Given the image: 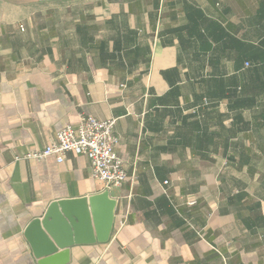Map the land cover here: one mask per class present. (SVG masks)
<instances>
[{
  "label": "crops",
  "instance_id": "1",
  "mask_svg": "<svg viewBox=\"0 0 264 264\" xmlns=\"http://www.w3.org/2000/svg\"><path fill=\"white\" fill-rule=\"evenodd\" d=\"M83 115L116 119L123 185L23 159ZM107 190L109 241L68 264H264V0H0V264H37L53 201Z\"/></svg>",
  "mask_w": 264,
  "mask_h": 264
},
{
  "label": "water",
  "instance_id": "2",
  "mask_svg": "<svg viewBox=\"0 0 264 264\" xmlns=\"http://www.w3.org/2000/svg\"><path fill=\"white\" fill-rule=\"evenodd\" d=\"M116 206L117 200L108 190L91 197L53 201L25 230L37 264H68L72 246L109 241Z\"/></svg>",
  "mask_w": 264,
  "mask_h": 264
},
{
  "label": "built area",
  "instance_id": "3",
  "mask_svg": "<svg viewBox=\"0 0 264 264\" xmlns=\"http://www.w3.org/2000/svg\"><path fill=\"white\" fill-rule=\"evenodd\" d=\"M115 124V118L101 120L92 115H83L77 125L67 124L60 129L50 145L28 153L23 159L42 160L55 156L62 163L68 153L83 155L89 159L95 179L106 187L121 186L129 176L117 151L119 138L115 134ZM190 204H195V201Z\"/></svg>",
  "mask_w": 264,
  "mask_h": 264
}]
</instances>
